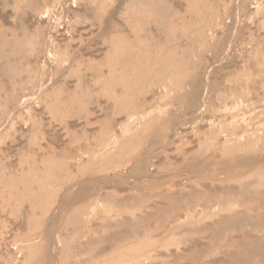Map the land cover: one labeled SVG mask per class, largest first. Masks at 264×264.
<instances>
[{"label": "rangeland", "instance_id": "374dc122", "mask_svg": "<svg viewBox=\"0 0 264 264\" xmlns=\"http://www.w3.org/2000/svg\"><path fill=\"white\" fill-rule=\"evenodd\" d=\"M32 260L264 264V0H0V264Z\"/></svg>", "mask_w": 264, "mask_h": 264}, {"label": "bare ground", "instance_id": "6f19581e", "mask_svg": "<svg viewBox=\"0 0 264 264\" xmlns=\"http://www.w3.org/2000/svg\"><path fill=\"white\" fill-rule=\"evenodd\" d=\"M43 234H44L43 233V229H38L37 232H36V235H37L38 238H43V236H44ZM25 245L28 246V248H25L26 253H27L25 258H27V259H29L28 258L29 256H33L36 252H38V251H40V250L45 248V245H41L40 244L39 246H35V245H33V244L29 243V242L25 243ZM54 260H55V258H54ZM31 264H41V263H40V261H35L34 260Z\"/></svg>", "mask_w": 264, "mask_h": 264}]
</instances>
